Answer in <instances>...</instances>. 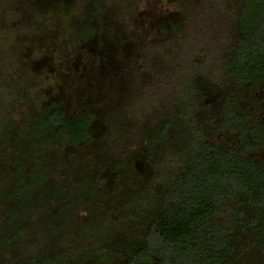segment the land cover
I'll use <instances>...</instances> for the list:
<instances>
[{
	"label": "trees",
	"instance_id": "1",
	"mask_svg": "<svg viewBox=\"0 0 264 264\" xmlns=\"http://www.w3.org/2000/svg\"><path fill=\"white\" fill-rule=\"evenodd\" d=\"M36 1L0 7V264H264V0L194 3L214 4L225 29L197 58L187 42H145L183 36L181 18L144 29L142 0H123L116 35L134 54L112 61L134 82L111 93L85 75L101 66L110 0ZM59 28L45 47L24 35ZM71 41L44 100L31 77ZM155 66L148 99L139 74Z\"/></svg>",
	"mask_w": 264,
	"mask_h": 264
},
{
	"label": "rangeland",
	"instance_id": "2",
	"mask_svg": "<svg viewBox=\"0 0 264 264\" xmlns=\"http://www.w3.org/2000/svg\"><path fill=\"white\" fill-rule=\"evenodd\" d=\"M56 0H37L36 3H33L34 8L37 10H45V9H50V5H55ZM78 5L81 4V0H77ZM123 0H110V6L108 7V10L106 12V17H107V22L105 25V31L101 34L100 36V45H101V53H100V59H101V66L99 69L93 74L91 69L86 70L85 75L91 77L92 79H96L98 83H102L101 85L102 88H104L105 91L111 93L113 92L114 88V82H117L122 89H126V92L131 89L130 87L133 86L134 80L132 79L133 73L128 72L126 74L125 68L118 66L117 63H114L112 61L113 57L116 55V57L122 58L123 60H128L131 58L132 54H134V47L132 44L126 43L125 39L123 37H117L116 35V29H118L117 24L119 22V17H120V10L124 12V9L126 8V5L123 4ZM187 1V0H186ZM228 1V0H227ZM5 1H0V7H3V4H6ZM32 0H30V3ZM122 2V3H121ZM188 5L187 11L193 12L190 16L187 13H180L178 11V4L174 2H170L169 0H142L137 6L135 7V13L134 16L135 18L143 19L142 22L139 24L141 28H148L150 26H153L152 22L153 20H156L157 22H166L169 19H178L181 18V25L184 27L185 32L183 36L180 38H175L172 34L168 33L164 35V37H161L160 40H156L150 37L149 39L145 38V42H151V43H156L157 44H165V43H175L179 42L180 44L184 42L189 43V45H194L195 48H198V54L194 55L196 58L199 57L200 53H202L204 47L207 46L206 40L208 39H213L214 37L220 38L224 35V27L219 26L216 22L224 16L219 15V13L215 10L217 8H214V4H208L205 3L203 4L202 9L198 10V8H191L194 3H199V0H188ZM10 4V1L8 2ZM121 4V5H120ZM223 4V3H222ZM91 0L86 1V7L85 11L91 10ZM119 8V9H118ZM198 10V11H197ZM209 10H213L211 13H208ZM194 11H197L196 14ZM219 11V10H218ZM217 13V15H216ZM140 28V27H139ZM65 31L62 30L61 28L59 29H49L46 32L39 31L35 33H26L24 34L26 37H30L32 35L34 38H37L38 41L34 43L36 46H41L45 47L44 45L46 44H57L58 40L62 39L64 36ZM23 32L20 33V37H22ZM14 36V34H13ZM24 37V36H23ZM25 37V38H26ZM27 38V39H28ZM15 39V38H14ZM96 40V39H95ZM121 42V46L115 53L113 47L117 46V43ZM203 42H206L204 44ZM211 43V42H210ZM27 44H31L30 42H26ZM76 45V41H71L69 42L68 46L62 47H56L53 51V56L56 55L55 61L50 63L49 67H52V70L49 71L48 69L44 68L43 70H40L35 76H32V81L36 84V87L38 89V92L41 96L42 99L46 100L49 99L58 93L57 88H58V78L56 77V69H61L63 70V65L67 64L72 60L70 57H72L74 47ZM211 45V44H210ZM34 49V48H33ZM159 52L157 54H161L162 50H158ZM36 49H35V55L36 54ZM96 55L95 52H91ZM32 55V54H31ZM34 55V56H35ZM14 55L12 54L11 57ZM33 56V55H32ZM160 56V55H159ZM158 56V57H159ZM74 57V56H73ZM155 56L154 55H147V57L142 58L145 63L148 65V62L151 61L152 63L155 62L153 59ZM60 59V60H59ZM147 60V61H146ZM83 60L80 58V63L77 68L79 67L81 70V64ZM62 66V67H60ZM159 67V66H158ZM157 66L155 67H149L148 73H147V68H144L143 71L140 72L139 75H143L145 79H151L153 82H157L158 76H162L160 74V69ZM156 68V70H153ZM76 73L79 74L80 71L79 69H75ZM152 71H155L157 73L153 74ZM160 74V75H159ZM113 76L116 78L115 80H106L108 76ZM155 78V79H153ZM84 76L80 77V82L78 83L77 90L79 92H84L85 91V86L81 84L83 82ZM105 80L107 82H105ZM149 83L146 84L142 89L141 93H145L146 97L148 99H155L156 93L158 90L161 89L162 84L160 83ZM140 88V87H139ZM160 93V91H159ZM154 97V98H153ZM113 101V99H112ZM115 102V101H114ZM113 102L112 105L115 106V103ZM82 103L84 101H78L77 106L73 107V110L76 112L80 109Z\"/></svg>",
	"mask_w": 264,
	"mask_h": 264
}]
</instances>
